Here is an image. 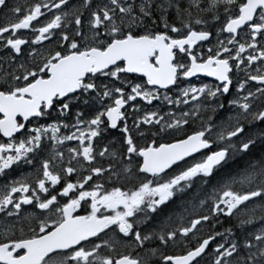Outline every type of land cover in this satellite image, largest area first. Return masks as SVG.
I'll use <instances>...</instances> for the list:
<instances>
[{
    "label": "snow or ice",
    "instance_id": "6c2138e0",
    "mask_svg": "<svg viewBox=\"0 0 264 264\" xmlns=\"http://www.w3.org/2000/svg\"><path fill=\"white\" fill-rule=\"evenodd\" d=\"M0 264H264V0H0Z\"/></svg>",
    "mask_w": 264,
    "mask_h": 264
},
{
    "label": "flooded vegetation",
    "instance_id": "af4514ba",
    "mask_svg": "<svg viewBox=\"0 0 264 264\" xmlns=\"http://www.w3.org/2000/svg\"><path fill=\"white\" fill-rule=\"evenodd\" d=\"M203 79H204L206 82H212V81H211V78L204 77Z\"/></svg>",
    "mask_w": 264,
    "mask_h": 264
}]
</instances>
